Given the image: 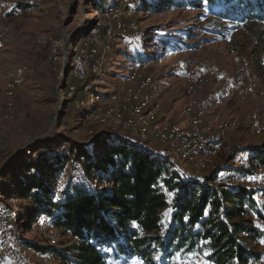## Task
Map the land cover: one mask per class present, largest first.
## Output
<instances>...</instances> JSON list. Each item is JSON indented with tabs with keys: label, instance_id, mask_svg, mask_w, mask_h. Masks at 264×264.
<instances>
[{
	"label": "rangeland",
	"instance_id": "rangeland-1",
	"mask_svg": "<svg viewBox=\"0 0 264 264\" xmlns=\"http://www.w3.org/2000/svg\"><path fill=\"white\" fill-rule=\"evenodd\" d=\"M93 2L0 0V169L4 164H12L0 174V191L3 186L12 193L4 204L0 203V211L11 208L19 213L20 222L11 224L8 235L28 241L32 250L66 247L72 241L56 228L52 237L39 232L36 223L42 216L32 214V209L15 193L20 183L25 182L24 177L27 181L32 179L33 174L29 176L28 171L25 176L29 158L36 167H41L38 158L47 153L45 144L59 145L64 152L67 148L82 147L90 156L98 157L103 149L93 144V140L105 131L108 132V138H104L106 146L120 143L130 146L128 149L142 151L130 133L111 130L108 112L123 106L124 89L144 77L151 78L150 90L159 106L160 120L165 115L173 122L183 120L181 112L190 98L185 93L183 73L192 65L216 75L192 95L201 108L213 105L222 91L233 93L218 112L224 120L235 118L237 126L228 131L223 150L212 167L196 171L179 157L162 159H167L173 170L185 178L202 180L217 167L240 169L235 161L245 157L248 150L244 152V148L258 146L264 139V104L255 100L256 90H264V66L260 64L264 58V36L253 41L239 30L220 39L210 32L209 19L199 11L182 6L155 13L146 10V6L162 0H141L133 11L128 12L123 6L120 9L123 22L135 23L145 35L119 36L116 32L107 39L104 36L107 23L101 21ZM18 4L28 7L19 8ZM14 11H19L18 16H13ZM94 29L96 35L91 32ZM79 61L85 67L81 73H77ZM141 64L146 67L140 68ZM6 81L15 87L9 121L3 118ZM111 96H116V100L109 101ZM255 109L260 113L259 134H254L246 122ZM112 134L121 140H113ZM147 147L156 151L152 157L158 160L159 155H164V148L154 141ZM238 151L230 161V154ZM22 152L24 156L18 159ZM142 152L149 155L148 150ZM74 165L66 164L61 175H50L52 189L58 178L60 192L67 182L72 183L71 175H80L81 172L70 173ZM77 182L78 178L72 184ZM92 185L93 180L91 189ZM53 202H57L54 196ZM221 204L227 205L224 199ZM252 221L256 227L255 220ZM262 241L264 238L253 243L247 241L245 248L264 254ZM160 254L156 253V262L162 259ZM168 259L162 264H170Z\"/></svg>",
	"mask_w": 264,
	"mask_h": 264
},
{
	"label": "trees",
	"instance_id": "trees-1",
	"mask_svg": "<svg viewBox=\"0 0 264 264\" xmlns=\"http://www.w3.org/2000/svg\"><path fill=\"white\" fill-rule=\"evenodd\" d=\"M111 1L94 0L92 6L101 12ZM182 6L201 12L209 19L210 32L220 39L239 30L253 41L264 36V0H162L147 5L146 10L161 13ZM104 138H108L106 131L93 140L103 149L98 157L90 156L82 147L64 152L59 145L45 144L47 153L38 158L41 167L29 158L25 176L28 171L32 179L24 177L15 193L32 214L49 218L54 228L72 241L66 247L38 250L30 249L29 242L24 241L29 250L55 256L61 264H120L129 258L142 264H162L174 254H200L211 264H250L263 254L246 250L245 242L264 238L250 219L251 214L264 219V197L254 199L253 191L245 186L227 189L216 184L220 172L247 175L249 171L217 167L202 180H189L173 170L167 159L128 149V144V148L120 143L106 146ZM246 150L264 163V139ZM238 153L232 152L229 160ZM21 156L24 152L17 158ZM66 164L78 165L81 173L77 184H72L71 175L72 183L62 187L54 203L50 175H61ZM92 180L105 186L93 190ZM11 195L10 188L2 186L0 203ZM157 252L161 253L160 262L155 261Z\"/></svg>",
	"mask_w": 264,
	"mask_h": 264
},
{
	"label": "bare ground",
	"instance_id": "bare-ground-1",
	"mask_svg": "<svg viewBox=\"0 0 264 264\" xmlns=\"http://www.w3.org/2000/svg\"><path fill=\"white\" fill-rule=\"evenodd\" d=\"M140 1L141 0H115L113 5H106L104 10L99 12L102 22L111 24L112 29H118H105L104 36L107 39H111L116 32L119 36L128 34L129 28L130 34L140 36L145 35L144 32L140 33L135 23L123 22L121 17V6L126 8L128 12L133 11ZM116 7V16H113L112 11H114ZM18 14L19 11H14L13 16H18ZM260 64L264 66L263 57L261 58ZM139 67L145 68L146 64H141ZM262 77L264 78V75ZM215 78V72L203 71L196 65H192L185 69L183 73L185 93L190 98L181 112L183 120L181 122H173L169 119V115L162 116L163 118L161 120L158 119L157 114L159 106L154 101L153 94L150 90L152 81L150 77H144L137 81L134 86L124 89L123 106L114 111L108 112L111 120L110 128L113 132L118 131L122 133H130L136 140V143L140 146L141 150H148L149 155L154 156L157 154L156 151L147 147L154 141L164 148V155H159V158L176 156L183 159L196 171H204L213 166L214 160L223 150V144L228 131L237 126L235 118L224 120L220 117L218 112V110L223 108L232 98L233 93L231 90L222 91L216 98L214 104L207 109L201 108L197 101L192 97V95L200 90L207 81ZM14 92V84L11 81H6L3 86V94L7 102L4 106V113H2L3 118L8 121L12 114L11 99L14 96ZM255 97L256 101L264 104V90H261L260 88L257 89ZM115 100L116 96H111L109 98V101L113 102ZM259 121L260 113L258 109H255L247 116V125L254 134L260 133ZM254 124H258V129L254 128ZM110 137L113 140H121L118 139L115 134H112ZM235 162L240 169L245 172L249 171L250 173L247 175H241L233 171L220 172L217 175V185L228 188L234 186L252 188L254 199L261 200L264 197V163L254 159V155L251 151H247L244 158H239ZM67 165L70 166V164ZM73 172H80L78 165H74ZM27 174L31 176L30 172H27ZM77 178L78 176L75 174L72 177L73 181H76ZM253 181H255L254 185H252ZM97 183L96 180H93L92 187L99 191L104 185L98 183L100 186L96 188ZM60 192L58 178L56 185L53 186V196L56 200L59 199ZM57 213L58 212L55 210L54 214ZM250 218L251 220H255L257 228H262L264 231L263 218H258L255 214H251ZM20 219L19 213L15 209L13 211V209L7 208L0 211V220H11V224H17L20 222ZM11 226H8V229L0 227V264H59L55 256L43 253L40 254V252H30L21 237L16 238L8 235ZM36 228L45 236L51 237L54 236L56 231L51 220L43 216L37 221ZM252 251L254 252V250ZM180 259L183 261H201V263L211 264L206 262L204 257L200 254L170 257L168 261L170 264H180ZM250 264H264V254H262L256 261L250 262Z\"/></svg>",
	"mask_w": 264,
	"mask_h": 264
},
{
	"label": "built area",
	"instance_id": "built-area-1",
	"mask_svg": "<svg viewBox=\"0 0 264 264\" xmlns=\"http://www.w3.org/2000/svg\"><path fill=\"white\" fill-rule=\"evenodd\" d=\"M116 9H117V7L115 8L114 11H112L113 16H116ZM104 28L106 30H118V29H112L111 24L104 25ZM96 30L97 29H94V31H91V32L94 33V35H96L95 34V33H97ZM129 34H130V28H129ZM78 60H80V59H78ZM76 66H77V73L83 72V70H85L84 65L80 61L78 62V64H76ZM254 128L258 129V124H254ZM200 143H201V141H200ZM254 184H255V181L252 182V185H254ZM8 226H11V220H0V227L8 229ZM258 229L260 230L261 233L264 232L262 228H258ZM180 264H205V263H201V261H183L180 259Z\"/></svg>",
	"mask_w": 264,
	"mask_h": 264
},
{
	"label": "crops",
	"instance_id": "crops-1",
	"mask_svg": "<svg viewBox=\"0 0 264 264\" xmlns=\"http://www.w3.org/2000/svg\"><path fill=\"white\" fill-rule=\"evenodd\" d=\"M159 117H160V113L158 112L157 114ZM160 120V119H159ZM141 264V262L136 259V258H130V259H126L125 263L124 264ZM166 263V262H165Z\"/></svg>",
	"mask_w": 264,
	"mask_h": 264
},
{
	"label": "water",
	"instance_id": "water-1",
	"mask_svg": "<svg viewBox=\"0 0 264 264\" xmlns=\"http://www.w3.org/2000/svg\"><path fill=\"white\" fill-rule=\"evenodd\" d=\"M10 165H11V164H9V165L4 164L0 170H3V169H5L6 167H8V166H10Z\"/></svg>",
	"mask_w": 264,
	"mask_h": 264
},
{
	"label": "snow or ice",
	"instance_id": "snow-or-ice-1",
	"mask_svg": "<svg viewBox=\"0 0 264 264\" xmlns=\"http://www.w3.org/2000/svg\"><path fill=\"white\" fill-rule=\"evenodd\" d=\"M205 2H207V0H205ZM261 243H264V241H262Z\"/></svg>",
	"mask_w": 264,
	"mask_h": 264
}]
</instances>
